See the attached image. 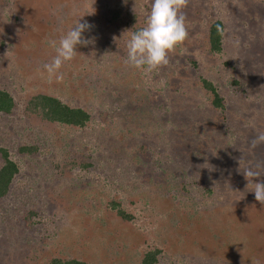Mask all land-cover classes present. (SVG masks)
Segmentation results:
<instances>
[{
    "label": "rangeland",
    "instance_id": "obj_1",
    "mask_svg": "<svg viewBox=\"0 0 264 264\" xmlns=\"http://www.w3.org/2000/svg\"><path fill=\"white\" fill-rule=\"evenodd\" d=\"M61 1L13 0L11 6L17 11L0 12V89L9 92L17 105L12 115L0 117V148L18 165L7 195L0 199V264L71 260L138 264L136 254L153 247L162 251L159 264H170L172 257L163 249L161 237L170 233L168 225L176 227L173 251L185 255L178 261L190 263L189 258H193L194 264H216L217 260V264H230L241 258L264 264V211L252 192L253 183L258 181L248 182L242 174L249 167H259L264 179V143L251 146L257 133L264 131V0H189L182 10L188 38L185 45L177 47L179 58H169L167 68L150 73L127 63L126 36L94 27L83 33L93 42L78 45L74 59L64 63L68 66L64 79L57 82L53 77L49 82L43 64L56 52L47 41H58L79 18L80 23L85 21L81 20L82 11L93 16L96 8L82 0L78 8L62 7L60 12ZM147 6L150 11L151 6ZM50 7H57V11ZM248 7L252 8L250 13ZM126 9L133 14V9ZM209 18L224 26L222 51L213 58L205 55L208 23L203 24V20ZM134 26L142 28L140 18L129 29ZM184 56L195 64L190 65ZM173 67L179 77L170 75L165 84L162 75H169ZM98 70L105 76L103 81ZM199 78L217 87L227 110L232 108L231 112L246 119L242 127L225 120V112L209 121V102L201 93ZM53 85L64 91L63 97L57 96L61 101L90 108L93 119L88 126L60 129L22 116L25 101L37 93H51ZM80 85L88 90V97L75 92ZM175 86L180 96L169 93L172 99L167 100L165 94ZM247 100L254 101L255 107L246 106ZM99 112H105L103 120ZM172 113L179 115L176 129H186L180 115L188 113L193 123L199 118L219 130L220 134L216 133L221 141L216 134L211 135L212 150L204 151L203 147L199 158L191 157L198 163V172L189 162L170 158L172 167L166 170L164 181L152 183L143 176L148 172L153 176L160 168L161 125ZM192 134H185V138L198 133ZM108 138L123 141L127 147H116V154L110 153L106 149ZM214 139L222 146L213 143ZM33 145L38 148L34 156L16 152L21 146ZM71 162H90L93 167L88 171L73 167L66 179L62 168ZM257 162L262 164L255 166ZM205 190L211 194L206 195ZM109 202L117 203L114 207L131 215L132 220L121 221ZM224 202L227 209L223 214L222 207L214 212ZM182 209L187 214L176 226V216L170 218L168 213L179 216L181 212L176 210ZM29 211L35 216H29L30 227H22L31 231L19 228L21 217Z\"/></svg>",
    "mask_w": 264,
    "mask_h": 264
},
{
    "label": "trees",
    "instance_id": "obj_2",
    "mask_svg": "<svg viewBox=\"0 0 264 264\" xmlns=\"http://www.w3.org/2000/svg\"><path fill=\"white\" fill-rule=\"evenodd\" d=\"M12 1L13 0H0V12L4 13L5 11H7L9 13V12L17 11V8L15 10V8H13L11 6ZM66 1L68 2L69 5L67 3H65ZM66 1L64 0V1L60 2L61 4L63 3L62 5L58 6V8L60 9V12H62V10L64 8H68V7H70V10H71V8L72 9L78 8V4L82 0H66ZM88 1H90L91 3H94L96 5V8L93 12V16H87L86 13L84 11H82L84 18H82L81 20H85L84 22H87L90 25H92L91 29H94V27H98V28H101L102 31L106 30V32H110V33H112V32H115L117 34L121 33L122 35L126 36L128 41H129L133 33L137 32V31H139L145 27L144 25H145V22L147 21V14H148V12L150 13L147 5L151 6L150 1H152V0H147V2H143V3H141V2L145 1V0H106V1L88 0ZM126 6L128 7V9H133L136 12L132 10L133 14H130L129 10L126 9L127 8ZM62 7H63V9H62ZM50 8L53 9L52 11H57L55 9L57 7H50ZM138 8H140V11L137 14ZM251 9L252 8L248 7L247 12L250 13L252 11ZM0 17L2 18V16H0ZM129 17H131V19H129ZM259 17H260V15H259ZM138 18H140V24H142V28L138 27L135 29V26H134L132 29H129L132 22L135 21L136 19L138 20ZM72 19L77 20L76 16L72 17ZM209 20L210 21H208L206 19L203 20L204 21L203 24L208 23L206 25V28H207V37H206L207 47H206L205 55L207 54L208 57L209 56L212 57L214 55L219 54L222 51V48H223V43H222L223 38L222 37H223V32H224V26L217 19L212 21L209 18ZM84 22H81V23H84ZM2 23H3V19L0 20V24H2ZM91 29L86 30V32L91 31ZM124 43H125V41H124ZM247 44L244 43V45H247ZM183 45H185V43ZM239 45L238 44L236 45V49H238ZM176 50H177V48L175 49L176 54H172V53L169 54V58H171V61L173 59L175 60V59L179 58L180 54H179L178 50H177V52H176ZM99 56L100 55L97 51V57H99ZM184 59L189 61L190 65H192V66L195 64L194 62H191V59L189 56H184ZM228 63L231 64V59H229ZM239 63L242 64L243 61H240ZM66 66L67 65L64 64L63 67L60 69V71L64 75H65V73H66L65 71L67 70V67H68V66L67 67ZM163 68H167V67H163ZM174 69H176V67H173L170 70L169 75L168 74L162 75V78L165 80V84H166V81L169 79L170 75H173V76L175 75L176 77H179L180 73L178 72V74H176L175 72H177V71L174 72ZM98 72H99V70H98ZM101 73L99 72V77L103 81L105 79L104 78L105 76L102 75ZM161 74H162V72H161ZM76 77H81V75H79V76L77 75ZM132 79L134 82V77ZM199 80H200V84H201V85H199V87L202 90L201 93L204 96H206V99H208V102H209L208 103V110H207L209 112V116L211 117V118H209V121H211V119H216V115L219 112H222V113L225 112L226 113V119L225 120H228L229 122L234 123L235 126L238 125L239 128L242 127V123L246 122V119L242 120L240 115L238 114V112H235V111L231 112L232 108H229L228 110L226 109V106L224 105V101H223L224 100L223 95H221V93L217 89V87L214 86L210 81L205 80L204 78H199ZM75 82H77V81H75ZM162 83L164 85V82H162ZM75 84L77 85V83H75ZM60 85H62V84H60ZM106 85H108V84H106ZM51 87H54V85ZM54 88L55 89H53L51 93H47V94L46 93H37V94L31 96L30 98H28L24 103V107L22 109V116L25 119L29 120L30 122H33V123L35 122V123L46 125V126L59 127L60 129L67 127L71 130H81V129H84L86 126H88L90 121L93 119L91 116L90 108H88L85 105H83L82 107L78 106V105H70L66 102L61 101L57 96L63 97L64 91L58 87H54ZM84 88H85V86L80 85V86H76V89L75 88L74 89H75V92L77 94H78V92H80V95L83 94L82 97H88L87 96L88 90L85 91ZM178 88H179L178 86H175L173 89L168 90L169 92L165 94L166 99L171 101V99H172L170 96L171 93H173L174 96L179 95L180 92H179ZM74 89H73V91H74ZM169 93H170V95H169ZM64 99L67 100V98H64ZM150 99L152 101H154L153 98H150ZM134 101H135V99H134ZM239 101H241V100H239ZM15 102H16L15 99L11 96V94L9 92H7L4 89H0V117H7V116L12 115L14 110L16 109V106H17ZM89 104L91 105L92 103H89ZM179 105H183V104H179ZM245 105L248 106L249 108H252L253 106L255 107L254 101H252V100H247ZM174 106L179 107L176 104H174ZM179 108L185 109L184 107H179ZM217 110H218V112H217ZM104 114H105V112H101V113L99 112V119L100 120L101 119L103 120L101 115H104ZM214 114H215V118H214ZM178 116H179L178 114L172 113L171 115H169L168 122L164 121L163 125H161L162 126L161 130H162V133L164 136V138L162 137L160 139V142H159V144L162 148L161 151L163 152V154H162L163 156L160 159L162 162L160 164L159 170H157V172H155L153 176L151 175L153 173L149 174V172L147 174H144V176H143L144 180L148 181L150 178V181L152 183H154V182L158 181L159 179H161V182H163L166 170L170 169L172 167V164H170L171 162L169 160L170 158H178L180 161H183L185 163L189 162V164L193 167L192 170H194V172H198L197 171V170H199L197 167L198 163L196 160H194L195 158H191V157H196V158L198 157L199 158L200 153H203L201 151L203 147L206 148V150H204V151H211L212 147H210L211 145L209 144V142H212V140L210 139L211 135L216 134L217 137H219V135H218V134H220L219 130H216V129L214 130L211 126L207 125L206 121L204 123L199 118L195 119V122L193 123L189 119L190 114H188V113L180 115V116H182V118L180 117V119L182 121H184V125L186 126V129L184 127L176 129L175 121L178 118ZM188 131L193 132V134L194 133H198V134L195 136L192 134L193 137H186L185 138V134L189 133ZM108 140H110V138H108ZM218 140L221 141L220 137L218 138ZM213 143H216V145L218 147L222 146V143L219 141L215 140ZM207 144H208V147H207ZM106 146H107L106 149L109 150L110 153H114L117 150L116 147L117 148L118 147L122 148V146L127 147V144L123 143V141L117 142V140L114 139V140H110L108 143H106ZM37 149L38 148L34 145L33 146H21V147L17 148L16 152L20 156H24V155L25 156H34L37 153ZM119 153L121 155H123L121 150L119 151ZM114 154H116V153H114ZM143 155H145V154L143 153ZM0 160H1V166H0V199H2L7 195L9 188L11 186L12 180L14 179V177L18 173V165L14 161L9 159L8 151L4 148H0ZM260 164H262V163L257 162L255 166L260 165ZM67 165H68V167H66V165H64L65 167L62 168L63 176L66 179L69 176V174H68L69 169H72L73 167L79 169L80 171H88V170L92 169V167H93V163H90V162H80V163L71 162ZM255 169L258 170L260 173L262 171L261 168H259V167H255ZM64 173H66V174H64ZM201 174H207V172H203ZM141 177H142V175H141ZM255 180L258 182L264 181V179L263 180L261 179V176L258 178H255ZM181 189H183V186ZM219 191L220 190L218 189L217 192H219ZM204 193L209 196L211 194V191L205 190ZM224 198H225V202H226V195H224ZM225 202H224V204L217 206L218 208L214 212H217V211L219 212L220 208L222 207V214H223V211L225 209H227V205ZM48 204H50V203H47L46 207ZM258 204L260 205V211L261 212H262V210L264 211V205L260 204L259 202H258ZM109 205L111 206V209L116 208V207H114L115 205L118 206V204L115 202H109ZM170 205H171V207L175 206L172 203H170ZM176 211H178L179 213L181 212L179 215L180 218L178 215H175L172 213H168V215L170 218L171 217L174 218V216H176L177 221H175L176 223L174 222V224L177 226V224L180 221V219L182 218V216L183 217L186 216L187 212L185 213L183 211V209L181 211H179V210H176ZM182 211H183V213H182ZM115 213H116L115 216H117L124 223L129 222L133 218L131 215L126 214L122 210L117 209V208L115 210ZM30 215L35 216V212L29 211L26 216L24 215L23 217H21V224H20L21 226L19 228H21L23 225L25 227H30L29 226V216ZM18 218H19V216H18ZM222 218H224L223 215H222ZM190 219H191V217H190ZM25 227L24 228L22 227V229H25ZM167 229L170 232L168 234V236L166 235V233L164 234V235H166L164 237H166L167 239L165 240V238L163 236H161V237L165 241V247H163V249L166 250L172 257L170 264H194L193 258H189L190 263L189 262L183 263L181 261H178V259L185 257V255L183 253L180 254V252H179V254H178V252L173 251L174 250V244H172V237L175 236V234H173V232L176 229V227H174V226L171 227L168 225ZM25 230L31 231L32 229L30 228V229H25ZM178 232H179V230H178ZM160 233H162V232L160 231ZM179 234L180 233H178L177 235H179ZM222 234H223V231H222ZM117 236L118 235H116V237ZM215 239H218V243L222 244V240L220 238L215 237ZM139 242H140V239L137 241V244H135L134 246L138 245ZM161 254H162V251L160 249L153 247V248H148V249L144 250L143 252H140L139 255L136 254V257L139 258L138 264H159L161 261V259H160ZM13 255H14V253H13ZM192 261H193V263H192ZM30 262H31V260L28 261V263H30ZM217 263H218V260H217L216 264ZM251 263H253V262L244 261L241 258H238L236 260H232L230 262V264H251ZM53 264H87V263L81 262V261H76V260H71V261H66L65 263H62L60 261H53ZM259 264H262V263H259Z\"/></svg>",
    "mask_w": 264,
    "mask_h": 264
},
{
    "label": "clouds",
    "instance_id": "obj_3",
    "mask_svg": "<svg viewBox=\"0 0 264 264\" xmlns=\"http://www.w3.org/2000/svg\"><path fill=\"white\" fill-rule=\"evenodd\" d=\"M188 2L189 0H152L146 27L133 33L126 45L127 63L132 68L150 73L169 64V54L188 38L186 15L182 11L187 7ZM79 20L80 18L58 41L53 39L47 41L56 52L50 62L43 64L49 82L53 77L57 82L62 81L64 74L60 69L65 62L71 61L77 55V46H87L93 42L83 36L92 25L87 22L80 23ZM262 143H264V131L257 133L251 141V146L255 148ZM202 166L210 167L208 164ZM243 174L248 182L260 177V172L254 167L245 169ZM252 192L255 194V200L264 205V181L253 183Z\"/></svg>",
    "mask_w": 264,
    "mask_h": 264
}]
</instances>
